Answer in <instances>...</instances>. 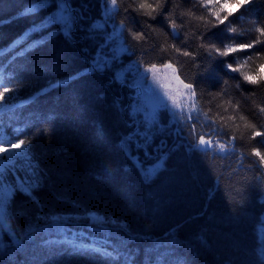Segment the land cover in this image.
I'll list each match as a JSON object with an SVG mask.
<instances>
[{
    "label": "trees",
    "instance_id": "trees-1",
    "mask_svg": "<svg viewBox=\"0 0 264 264\" xmlns=\"http://www.w3.org/2000/svg\"><path fill=\"white\" fill-rule=\"evenodd\" d=\"M72 2L83 19L74 41L66 42L49 37L57 31L51 25L29 31L53 7L33 11L36 0H0V78L16 89L0 126L9 137L27 134L38 167L32 198L15 195L24 203L25 224L2 232L0 264H124L125 258L129 264H264V166L250 154H264V135L253 136L264 133V82L250 84L241 75L264 76V44L229 56L214 50L264 40L255 31L264 28V0H147L164 5L151 16L139 9L142 0H117L106 32L115 25L127 52L103 72L90 67L105 49V33L89 28L99 22V0ZM225 17L227 27L220 23ZM168 63L196 92V135L189 131L193 120L157 117L166 127L160 133L131 112L132 73ZM113 74L126 77L123 86L111 82ZM144 132L156 134L152 148L137 151L134 140L132 151L146 169L161 155V141L167 153L149 180L121 150L123 140ZM200 134L228 151L194 149ZM92 214L104 224L91 223ZM73 244L107 249L115 258L73 254Z\"/></svg>",
    "mask_w": 264,
    "mask_h": 264
},
{
    "label": "snow or ice",
    "instance_id": "snow-or-ice-1",
    "mask_svg": "<svg viewBox=\"0 0 264 264\" xmlns=\"http://www.w3.org/2000/svg\"><path fill=\"white\" fill-rule=\"evenodd\" d=\"M167 3L168 0H165ZM254 2V0H245V3ZM100 15L98 17L99 22L93 21L89 24V28L92 30V33H105V49H98L96 51V55L92 57V63L90 65L91 70L93 72H103L109 70V63H115L118 57L125 55L127 52L126 45L120 46L118 44L121 33L117 30L116 26H113V30L111 33H107V25L108 21H110L114 14L118 13L117 0H99ZM45 5H49L54 8L53 13L48 16L46 19H42L39 25H33V27L29 31H36L38 29H46L47 26H54L57 31H49V37H55L56 35H62L66 42H73L75 38V33L80 31L77 27L78 21L83 19L81 13L77 12V8L73 6L72 0H36L34 4L33 11L42 8ZM164 5L157 4L155 8L152 4L147 3V0H142V2L138 5L139 9L147 10L145 12L146 15L151 16L152 12L158 8L163 7ZM85 6L83 4L79 5V8L82 10ZM217 15V19H219V15ZM231 15V14H230ZM228 18L220 20L221 24H224L227 27ZM124 24L121 22L120 28H123ZM175 27V25H173ZM229 31L235 32V29L228 28ZM255 31L259 33L261 37H264V28L257 27ZM139 34H135L133 39H138ZM15 43V41L13 42ZM112 44H117V47H112ZM256 44H264V40L259 38L253 40L250 43H238L235 46H225V50L221 51L219 48L214 49L218 55L220 56H229L232 53L236 52H247L249 49H253ZM10 47V45H9ZM0 52H3V49L0 48ZM183 55L188 56V52H184ZM228 69L232 72H239L240 68H233L229 63L226 65ZM162 67L164 69H171L173 74V79L177 82L179 86L183 89L187 90L188 98L192 100V104L188 107V111L196 112L198 111L196 106V92L193 89V85L190 83H184L183 80L180 79L178 75H176V69L172 64H163ZM131 71V68H129ZM144 71L152 72L154 74L158 72L157 66L155 64L146 67ZM243 79L250 84H259L264 82V76H260L259 80L254 79L252 75L248 73H241ZM112 83H117L123 86L126 82V77H121L119 74H113ZM225 83H227L225 81ZM239 87V84H237ZM16 89L9 87L3 83V79L0 78V114L7 112L8 108L11 107L9 101L13 99L10 93L15 92ZM176 91L179 93L180 88L178 87ZM164 95L167 97L169 101H171V107L173 109L183 108L180 104L177 103L176 99L170 95L168 92H165ZM162 108L167 109L168 105H161ZM187 107V106H185ZM259 111L264 113V108H260ZM207 116V113L204 114ZM173 118L176 119L175 113H173ZM180 119L185 120H193V126L189 128L191 134L196 135V127L194 124V117L189 115L188 117H180ZM229 120L232 117L228 118ZM241 120H244V117H240ZM176 122H179V119H176ZM216 121H213L215 123ZM149 127L157 128V131L162 133L166 130V127L163 123H160L157 116L153 114L151 119L149 120ZM228 125L226 123L221 125V129L227 128ZM245 127H252L253 125L246 124ZM264 133L261 132H253V136H261ZM23 136L24 138H21ZM238 137L235 134V131L232 133L231 140H235ZM240 139H243V133H241ZM156 139V134L152 132H144L143 135L138 134L137 137L123 140L121 143V150L125 153L126 156L131 157L130 163L133 167L137 164L140 165V169L143 172V179L149 180L153 176H155L159 169L163 167V158L167 156V153L163 151L164 142L161 141L158 150L161 151V155L157 156L156 162L152 164L149 168H145V166L140 162L139 157L134 154L132 151L133 141L135 140L136 150H141V145H143L144 150L147 152L148 149H151L153 146V142ZM231 142V141H230ZM192 147L194 149H200L201 151H206L209 148H215L218 152L226 153L228 151L227 145L223 143H217L213 141L211 138H205L203 134H200L197 139L193 141ZM0 148L3 149L0 152V225L7 224L9 221L8 209L12 206L14 202L15 195L17 193L22 194L29 199L32 198V192L34 187L37 184L36 176L38 172V167L33 163L35 160V156L33 155L32 148V140L27 138V134L25 132L20 131L19 134L13 135L11 137L7 136L3 130L2 126H0ZM259 158L260 165L264 166V154L257 149H253L250 153ZM24 170L25 174L29 176L28 180H24L22 182L9 183V178L12 175L14 170ZM19 174V171H17ZM99 219H103L100 217ZM15 235V233H13ZM11 238V237H9ZM24 238H30V232L24 233ZM14 243L16 245H21L23 240L20 238L15 239ZM71 251L73 254H98L102 255L108 259H114V255L109 253L107 249L96 248V247H88L86 245H75L71 246ZM124 264H129L127 258H125ZM158 264H164L163 261H158Z\"/></svg>",
    "mask_w": 264,
    "mask_h": 264
},
{
    "label": "rangeland",
    "instance_id": "rangeland-1",
    "mask_svg": "<svg viewBox=\"0 0 264 264\" xmlns=\"http://www.w3.org/2000/svg\"><path fill=\"white\" fill-rule=\"evenodd\" d=\"M144 69L145 68H142L141 70L134 71L135 73H132V82L129 85L130 92L132 93L131 95L133 96V105H131L132 113L140 114L142 118L148 123L153 114H155L159 118L162 117V119L166 121H176V119H179L180 117H188L189 115H195L196 112L190 113L188 111V107L191 106L192 100L188 98L187 90L179 86L177 82L173 79L171 69H164L162 66L157 67L158 72L155 73V80L154 74L152 72L146 73ZM178 87L180 88L179 93L176 91ZM165 92H168L176 99L177 103L182 106L183 111L181 110V108L173 109L171 107V101H169L164 95ZM164 104L168 105L167 109L161 107V105ZM173 113H175L176 119L173 118ZM2 151L3 149L0 148V152ZM17 171H19V174H17ZM28 179L29 176L25 174L24 170L18 169L12 172V175L9 178V183H12L13 181L19 183ZM36 179H38V175L36 176ZM23 206L24 203H22V201L20 202L14 199L12 206L8 209L9 221L7 224L0 225L1 247L3 245L2 241L4 239V237L2 236V232L5 229L11 232V229L15 227L21 228L24 226L25 223L23 221V218L25 212H23L22 210ZM74 218L79 220L82 218V216H75ZM99 218L100 217L96 214L88 216V219L91 223L93 222L97 224H104L105 219L103 218L101 220ZM63 219H68V216H63Z\"/></svg>",
    "mask_w": 264,
    "mask_h": 264
},
{
    "label": "water",
    "instance_id": "water-1",
    "mask_svg": "<svg viewBox=\"0 0 264 264\" xmlns=\"http://www.w3.org/2000/svg\"><path fill=\"white\" fill-rule=\"evenodd\" d=\"M133 97V96H132Z\"/></svg>",
    "mask_w": 264,
    "mask_h": 264
}]
</instances>
